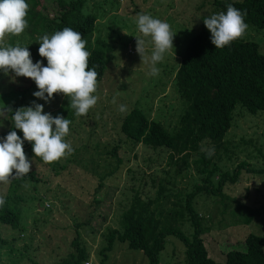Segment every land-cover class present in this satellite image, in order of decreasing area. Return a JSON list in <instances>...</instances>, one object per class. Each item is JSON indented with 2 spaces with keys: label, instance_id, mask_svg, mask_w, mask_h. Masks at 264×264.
<instances>
[{
  "label": "rangeland",
  "instance_id": "rangeland-1",
  "mask_svg": "<svg viewBox=\"0 0 264 264\" xmlns=\"http://www.w3.org/2000/svg\"><path fill=\"white\" fill-rule=\"evenodd\" d=\"M43 6L47 7L44 13L52 17L55 2L43 0ZM85 12H98L99 18L93 36L85 39L88 49L98 39L107 41L114 48L109 54L104 78L97 81L94 93L98 97L97 104L87 115L76 117L69 128L66 142L71 144L73 151L61 160L72 161L68 167L71 174L67 176L63 171L58 175L49 165L38 163L36 166L29 160L42 182H28L18 192L23 199L20 203L21 228L12 229L0 224V232L8 241L0 246V264H59L73 251L71 243L78 234L81 235V246L93 264H149L141 251L130 250L119 240L105 262L100 255L107 245L105 235L110 229H118L119 216L133 191L145 188L144 197L153 196L159 181L168 178L166 172L171 168L169 152L165 149L154 151L124 141L121 123L133 108H141L150 119L161 121L171 131L176 128L183 111L182 101L174 88L180 55L192 36L199 32L203 20L221 11L209 0H87ZM139 13L167 22L174 35L173 47L156 64V75L151 74V38L144 37L137 28ZM24 36L25 31L13 36L15 39L9 36L6 40L9 39V45L15 46L19 42L29 50L31 43ZM135 37L145 40V56L149 62L142 64ZM242 37L257 43L264 54V30L249 25ZM31 59L36 63L34 54ZM21 89L38 91L31 79L16 77L14 73L0 76V111L19 105V100L24 97ZM65 99L60 94L49 102L36 97L31 100L27 96L25 103L26 107L32 106L33 102L42 104L44 112L51 114ZM120 105L126 106L125 112L119 111ZM234 114L233 126L224 142L229 156H232V150L235 155L229 161L222 153L221 163L230 172L242 164L245 168L240 181L227 185L225 193L264 210V174L251 172L264 170V113L251 116L237 106ZM10 117L9 113L0 115V142L2 131L10 125ZM210 146L204 150L211 151ZM189 172L183 179L178 178L177 187L184 192L192 191L199 183L196 171ZM101 178L104 180L100 183ZM9 185L10 182L0 184L3 199L12 195ZM199 206L206 215V224L211 227L204 235L205 243L210 256L218 262H225L226 253L231 250H244L246 234L264 235L263 218H258L247 228H227V215L220 214L214 203L200 198ZM82 223L85 224L77 226ZM185 231L191 233L192 228L187 226ZM160 257L161 264H185V246L178 239L169 237Z\"/></svg>",
  "mask_w": 264,
  "mask_h": 264
},
{
  "label": "trees",
  "instance_id": "trees-1",
  "mask_svg": "<svg viewBox=\"0 0 264 264\" xmlns=\"http://www.w3.org/2000/svg\"><path fill=\"white\" fill-rule=\"evenodd\" d=\"M53 1L55 13L51 17L44 13L47 7L43 6V0H26L29 10L24 37L31 43L29 51L35 55V62L42 61L44 66H47V60L40 57L38 51L42 36H50L56 31L70 27L86 39L90 35L93 36L99 19L98 12H85L87 0ZM209 1L216 10L225 13L227 6L231 4L244 13L247 26L264 30V0ZM11 39L15 37L12 36ZM8 41L9 39L5 43L8 44ZM89 48L91 49L86 45V50L91 53L89 68H95L99 82L106 74L109 54L114 48L101 39L89 45ZM180 57V64L174 75V88L182 101L183 111L176 128L171 131L161 121L150 119L141 108H133L121 123L122 136L129 145L136 147L141 144L150 150L165 149L169 152L171 168L166 172L168 178L159 181L153 196L148 194L145 198V188L133 191L119 216L118 229H110L105 235L107 245L101 249L100 255L105 262L108 253L113 250L114 243L119 240L127 244L130 250L141 251L149 264H161L160 256L166 248L168 238L174 237L185 246V264H264V235L253 233L246 234L244 250H231L226 253L225 262L221 263L212 258L204 239L211 227L206 224V215L202 214L199 206L200 198L214 203L220 214L227 215V228L243 229L258 218L264 219L263 209L250 206L225 193L227 185L240 181L245 164L230 172L221 163L222 153L229 161L235 155L232 150V156H229L224 139L233 126L236 107L241 106L251 116L264 113V54L260 52L257 43L247 41L243 37L223 49H216L211 42L210 31L202 23L199 32L192 36ZM1 75L3 72H0ZM21 93L24 97L19 100V105L9 107L13 111L26 107L27 96L31 100L35 98L34 91L21 89ZM9 115L12 113L9 112ZM51 115L70 119L69 128L76 118L74 110L69 108L68 98ZM12 130L14 128L10 121L9 127L2 131L1 137L5 138ZM16 131L23 139V133ZM209 144L211 151L204 150ZM23 147L27 158H30L31 162L34 161L36 166L42 163L43 166L52 167L58 175L63 171L67 172V176L71 174L68 170L71 160L67 159V163L59 160L44 164L42 160L34 157L29 142L25 141ZM191 170L196 171L200 178L199 183L193 186L192 191L184 192L177 187L178 178L183 179ZM251 172L264 174V170ZM106 177L108 174L104 178ZM104 178L100 179V183ZM28 182H42L35 168H31L30 173L22 179L10 178L12 195L5 197L4 204L0 205V224L12 229L21 228L20 203L23 199L18 192ZM187 226L192 228L191 233L185 231ZM23 234L22 232L21 235ZM0 242L2 247L8 244L1 232ZM71 245L73 251L59 264H85L90 261L89 254L81 246L80 234L72 240Z\"/></svg>",
  "mask_w": 264,
  "mask_h": 264
},
{
  "label": "clouds",
  "instance_id": "clouds-1",
  "mask_svg": "<svg viewBox=\"0 0 264 264\" xmlns=\"http://www.w3.org/2000/svg\"><path fill=\"white\" fill-rule=\"evenodd\" d=\"M28 10L26 0H0V72L6 75L14 73L16 77L34 81L38 91L33 95L38 100L49 102L60 94L68 98L69 108L74 110L76 117L87 115L98 101L94 95L98 73L95 68H89L91 53L86 50L87 41L70 27L50 36L45 34L40 38L38 51L40 57L47 60V66L42 61L33 63L28 47L20 46L19 42L15 46L5 43L6 37L19 36L25 31ZM203 23L210 31L211 42L216 49L231 45L243 36L248 27L244 22V13L231 4L227 6L226 13L212 14ZM136 24L144 37L151 38V74L156 75V64L173 47L174 35L167 22L149 14H137ZM135 38L142 64L149 62L145 56V40ZM113 103H116L115 97ZM119 111L125 112L126 106L120 105ZM9 112L12 113L10 121L14 130L0 142V183L7 184L10 178L22 179L30 173L32 163L24 151L25 141L32 145L34 157L44 164L58 162L73 151L71 144L65 140L69 134L70 119L46 114L44 106L35 102L30 107H20L15 111L6 108L0 111V115ZM16 130L23 133V139ZM3 204L4 200L0 197V205Z\"/></svg>",
  "mask_w": 264,
  "mask_h": 264
},
{
  "label": "built area",
  "instance_id": "built-area-1",
  "mask_svg": "<svg viewBox=\"0 0 264 264\" xmlns=\"http://www.w3.org/2000/svg\"><path fill=\"white\" fill-rule=\"evenodd\" d=\"M85 264H93L91 261H87Z\"/></svg>",
  "mask_w": 264,
  "mask_h": 264
}]
</instances>
